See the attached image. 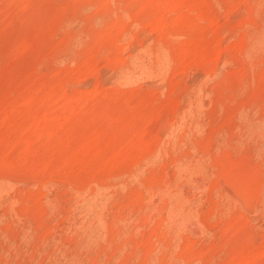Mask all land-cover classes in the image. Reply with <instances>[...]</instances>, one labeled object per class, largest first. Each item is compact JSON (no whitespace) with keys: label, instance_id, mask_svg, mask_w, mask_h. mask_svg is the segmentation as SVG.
I'll list each match as a JSON object with an SVG mask.
<instances>
[{"label":"rangeland","instance_id":"rangeland-1","mask_svg":"<svg viewBox=\"0 0 264 264\" xmlns=\"http://www.w3.org/2000/svg\"><path fill=\"white\" fill-rule=\"evenodd\" d=\"M0 264H264V0H0Z\"/></svg>","mask_w":264,"mask_h":264}]
</instances>
